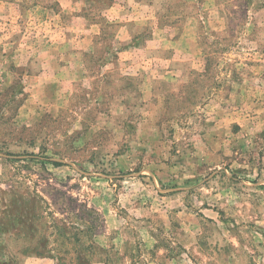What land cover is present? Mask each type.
Here are the masks:
<instances>
[{
  "label": "rangeland",
  "instance_id": "374dc122",
  "mask_svg": "<svg viewBox=\"0 0 264 264\" xmlns=\"http://www.w3.org/2000/svg\"><path fill=\"white\" fill-rule=\"evenodd\" d=\"M0 264H264V0H0Z\"/></svg>",
  "mask_w": 264,
  "mask_h": 264
}]
</instances>
